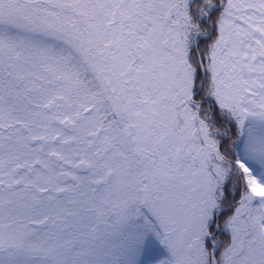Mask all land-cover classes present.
Instances as JSON below:
<instances>
[{"label": "snow or ice", "instance_id": "snow-or-ice-1", "mask_svg": "<svg viewBox=\"0 0 264 264\" xmlns=\"http://www.w3.org/2000/svg\"><path fill=\"white\" fill-rule=\"evenodd\" d=\"M0 264H264V0H0Z\"/></svg>", "mask_w": 264, "mask_h": 264}]
</instances>
